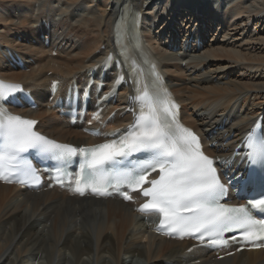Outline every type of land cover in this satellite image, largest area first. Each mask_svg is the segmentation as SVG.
Masks as SVG:
<instances>
[{"label": "bare ground", "instance_id": "6f19581e", "mask_svg": "<svg viewBox=\"0 0 264 264\" xmlns=\"http://www.w3.org/2000/svg\"><path fill=\"white\" fill-rule=\"evenodd\" d=\"M129 3L143 12V35L182 117L216 142L212 154L225 155L226 138L264 114V0H0V73L36 93L30 114L39 128L93 143L48 100L50 84L88 78ZM6 48L24 68L11 65ZM123 104L119 97L114 109ZM192 246L158 234L132 203L0 182V264H264V250L218 259Z\"/></svg>", "mask_w": 264, "mask_h": 264}, {"label": "snow or ice", "instance_id": "6c2138e0", "mask_svg": "<svg viewBox=\"0 0 264 264\" xmlns=\"http://www.w3.org/2000/svg\"><path fill=\"white\" fill-rule=\"evenodd\" d=\"M118 78L120 81L124 79L123 76ZM159 80L160 77L155 76L151 94L145 85L140 95L134 98L142 106L134 123L124 130L125 134L91 148L56 143L33 130L37 121L8 115L0 106V137L4 139V150L0 152V180L11 183L9 169L15 168L16 173L25 177L19 180L20 183L39 185L41 177L36 175L30 163H13L21 160L22 153L32 149L47 153L58 161H68L77 154H84L85 161L78 172L65 171L56 177V182L61 185L65 182L64 177H69V187L74 195L97 198L119 195L131 201L133 197L129 190L139 192L146 202L138 210L158 213L160 230L166 229L169 236L178 235L181 239L189 236L204 244L206 235L211 237L232 228L247 227L251 231L234 234L231 239H242L254 247L264 246L261 243L264 241V218L254 219L250 214V210H264V195L250 199L248 205L221 203L228 187L243 190L258 185L264 189V131L259 135L255 129L249 131L237 149L245 153L240 161L247 174L233 173L226 185L214 166L222 161L206 155L199 137L177 123L176 105L167 98V89L162 88ZM6 88L15 90L18 86L0 82V100L6 99ZM90 95L91 86L88 84L83 89L69 87V106L85 103ZM107 98L98 97V101ZM118 133L119 130L111 135L117 136ZM153 173L157 178L150 179ZM208 243L225 245L228 240L209 239Z\"/></svg>", "mask_w": 264, "mask_h": 264}, {"label": "rangeland", "instance_id": "374dc122", "mask_svg": "<svg viewBox=\"0 0 264 264\" xmlns=\"http://www.w3.org/2000/svg\"><path fill=\"white\" fill-rule=\"evenodd\" d=\"M55 3V1L53 2V4ZM54 7H56V6H54Z\"/></svg>", "mask_w": 264, "mask_h": 264}]
</instances>
